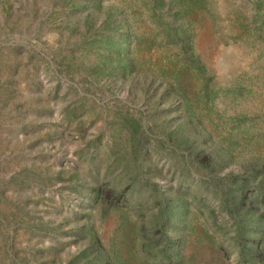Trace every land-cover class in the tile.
<instances>
[{"label": "rangeland", "instance_id": "obj_1", "mask_svg": "<svg viewBox=\"0 0 264 264\" xmlns=\"http://www.w3.org/2000/svg\"><path fill=\"white\" fill-rule=\"evenodd\" d=\"M263 256L264 0H0V264Z\"/></svg>", "mask_w": 264, "mask_h": 264}, {"label": "trees", "instance_id": "obj_2", "mask_svg": "<svg viewBox=\"0 0 264 264\" xmlns=\"http://www.w3.org/2000/svg\"><path fill=\"white\" fill-rule=\"evenodd\" d=\"M254 251H255V249H254ZM256 254V253H255ZM263 258H264V256H263Z\"/></svg>", "mask_w": 264, "mask_h": 264}]
</instances>
